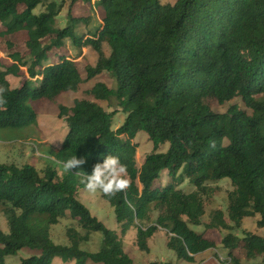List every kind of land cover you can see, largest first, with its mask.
<instances>
[{
	"label": "trees",
	"instance_id": "trees-1",
	"mask_svg": "<svg viewBox=\"0 0 264 264\" xmlns=\"http://www.w3.org/2000/svg\"><path fill=\"white\" fill-rule=\"evenodd\" d=\"M45 1L0 0V37L26 34L25 54L7 42L10 51L3 54L9 60L0 57V86L7 89L0 127L34 124L37 114L30 100L57 102L62 94L77 92L84 79L63 54L68 43L78 54L82 48L96 54V64L86 67L87 79L107 73L114 86L97 83L88 92L93 100L59 105L67 135L61 147L49 153L52 158L42 176L30 165L0 163V213L8 226L7 233L0 229V264H8L5 257L24 248L40 254L19 264H51L56 257L74 264H133L120 237L77 199L85 186L75 172L91 174L93 165L109 154L127 166L131 183L125 191L102 197L123 236L136 229L139 251L149 252L148 241L159 230L166 231L167 248L180 260L192 262L217 249L190 226L202 223L207 183L229 179L233 191L226 212H211L204 226L228 231L221 240L227 264H243L233 258L241 245L247 259L259 256L264 262L263 237L233 233L248 217H258L257 227L264 228V0H96L92 5L100 16L94 18L91 12L85 20L70 11L92 0H70L62 29L55 26V2L35 14ZM21 68L28 77L19 74ZM6 75L23 81L13 89ZM208 99L218 104L240 99L245 109L233 104L216 113ZM98 101L109 107L114 103L126 115L119 128L112 129L117 112H107ZM138 133H145L153 145L140 168L130 142ZM166 144V152H159ZM73 156L85 157L87 163L64 171L62 163ZM163 172L171 183L155 188ZM184 180L195 190L179 189ZM152 210L159 212L154 222ZM68 217L86 233L69 229L70 245H56L50 227ZM91 233L102 235L95 253L80 249Z\"/></svg>",
	"mask_w": 264,
	"mask_h": 264
},
{
	"label": "rangeland",
	"instance_id": "rangeland-1",
	"mask_svg": "<svg viewBox=\"0 0 264 264\" xmlns=\"http://www.w3.org/2000/svg\"><path fill=\"white\" fill-rule=\"evenodd\" d=\"M55 2L59 7V15L56 19V28L62 29L67 25V15L69 13L70 0H47L42 6H39L35 10V14H39L45 11V5L49 2ZM96 0H92L91 5ZM176 0H160L162 4H174ZM78 6L70 11L72 17L77 19L90 17L91 12L94 14V18L100 16L99 11L95 6ZM4 29L0 25V32ZM79 34L84 35L82 29H79ZM84 37V36H83ZM7 42L12 44L13 51L26 53L25 42L26 34L20 32L7 37H0V57L8 61L9 59L4 56L3 52L9 54V48ZM66 50L63 54L69 56L73 60L84 79L80 84L76 93H64L58 97L57 102H44L41 100H30L28 105L36 112L37 119L34 124L24 127H0V163L1 164H15L18 167L23 165H30L34 167L42 176L45 168L48 166V160L52 157L49 156L50 152H54L59 149L67 135V126L63 118L59 117V105L65 107L73 106L75 100H93L89 96L88 92L97 83H104L108 87L113 88L114 82L107 73H102L93 79H87L86 67L94 66L97 61L96 54L88 48H82L80 53L74 51L67 44ZM62 51V50H61ZM60 52V51H59ZM63 52V51H62ZM55 53V52H52ZM61 54V53H60ZM7 59H6V58ZM51 63L56 61L52 55L50 56ZM10 62H3V64L9 65ZM24 77H28L25 68H21L19 73ZM6 80L9 82L11 88H17L22 83V78L6 75ZM210 108L216 113H224L227 111L230 105L236 104L241 109H245L240 99H234L225 104H218L212 99L205 101ZM98 104L102 106L107 112L116 111V115L113 118L112 129L119 128L126 115L112 103L111 107L108 103L98 101ZM123 139L125 137H122ZM135 146V161L136 167L140 168L144 162L145 157L153 151V145L149 141L145 133H138L136 137L130 141ZM168 144L162 146L159 152H166ZM58 174L61 175V171L58 170ZM171 183L167 172H163L160 178L154 183V187L162 189L167 183ZM207 188L210 189L203 195L205 204V213L201 218L200 226H190L195 232L203 234L207 239L215 242L217 249L208 250L195 256L194 261L187 262L180 260L176 257L174 252L167 248V242L169 236L165 230L157 231L148 241L149 252H141L136 246V229L130 228L129 231L123 236L120 231V226L116 223L113 209L109 206L107 201L102 197V193L97 191L95 193L89 192L86 188L80 191L77 199L86 208L89 209L91 214L98 219L107 229L114 231L118 237H120L123 249L125 253L131 258L133 264H148L150 262H162L171 264H227L229 259L227 257L228 251L223 249L221 240L228 231L221 230H206L205 224L209 222L211 212L215 210H221L226 212L228 207V194L233 191V186L229 179H223L216 183H207ZM179 189L185 193L192 192L195 188L189 183L188 180H184V183L179 186ZM159 215V212L152 210L150 214L151 222H154ZM227 218V217H226ZM258 217H248L242 221L241 229L234 230L233 233L239 238L243 237L244 232L255 234L264 238V228H258ZM148 223H145L147 225ZM231 225L230 222H228ZM0 229L7 233L8 226L5 217L0 213ZM69 229H74L81 235L86 232L80 227L76 220L70 217L60 219L56 225L50 227V239L56 245L69 246L70 240L67 235ZM102 235L100 233H91L87 241L80 244V249L89 253H95L101 247ZM37 250H31L24 248L20 250L16 255L6 256L5 262L8 264H19L21 259L29 258L31 256L39 255ZM233 258L239 259L243 264H264L261 257H255L253 259H247L245 251L242 245L233 252ZM51 264H74L73 262H65L61 258L56 257L52 260ZM86 264H98L92 261H88Z\"/></svg>",
	"mask_w": 264,
	"mask_h": 264
},
{
	"label": "clouds",
	"instance_id": "clouds-1",
	"mask_svg": "<svg viewBox=\"0 0 264 264\" xmlns=\"http://www.w3.org/2000/svg\"><path fill=\"white\" fill-rule=\"evenodd\" d=\"M5 89L0 86V106L7 103L5 99ZM214 146V142H213ZM87 163L85 157L73 156L62 163L64 171H72L74 169H81ZM80 175V182L84 184L89 192L100 191L106 196H114L118 192L125 191L130 187V179L127 175V166L120 162L119 157L114 155H107L102 162H97L93 165L91 174H86L84 171H76Z\"/></svg>",
	"mask_w": 264,
	"mask_h": 264
}]
</instances>
